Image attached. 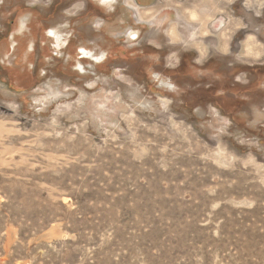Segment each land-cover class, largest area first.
I'll list each match as a JSON object with an SVG mask.
<instances>
[{"label":"rangeland","instance_id":"1","mask_svg":"<svg viewBox=\"0 0 264 264\" xmlns=\"http://www.w3.org/2000/svg\"><path fill=\"white\" fill-rule=\"evenodd\" d=\"M0 264H264V0H0Z\"/></svg>","mask_w":264,"mask_h":264},{"label":"bare ground","instance_id":"2","mask_svg":"<svg viewBox=\"0 0 264 264\" xmlns=\"http://www.w3.org/2000/svg\"><path fill=\"white\" fill-rule=\"evenodd\" d=\"M218 24H220V23H218ZM217 24H214V26H216ZM202 27V26H201ZM218 27V26H217ZM203 29V28H202ZM202 31V30H201ZM203 34V33H202ZM204 34H206V33H204ZM201 35V34H200ZM207 35V34H206ZM202 36V35H201Z\"/></svg>","mask_w":264,"mask_h":264},{"label":"flooded vegetation","instance_id":"3","mask_svg":"<svg viewBox=\"0 0 264 264\" xmlns=\"http://www.w3.org/2000/svg\"><path fill=\"white\" fill-rule=\"evenodd\" d=\"M135 38H132V40H134ZM82 59H86V58H82ZM100 63V62H99ZM98 64V63H97ZM13 70H14V68H13ZM12 69H11V71H13Z\"/></svg>","mask_w":264,"mask_h":264}]
</instances>
